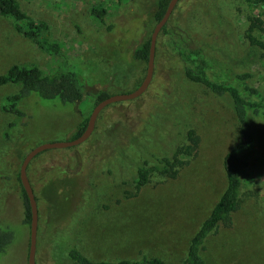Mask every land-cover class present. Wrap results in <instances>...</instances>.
I'll return each instance as SVG.
<instances>
[{
	"label": "rangeland",
	"instance_id": "obj_1",
	"mask_svg": "<svg viewBox=\"0 0 264 264\" xmlns=\"http://www.w3.org/2000/svg\"><path fill=\"white\" fill-rule=\"evenodd\" d=\"M17 1L47 22L62 54H46L0 16V74L12 64L50 73L67 63L88 95L75 104L25 97L20 117L1 108L18 86L0 85V226L13 233L0 264H27L29 233L17 181L23 157L42 143L69 141L99 94L135 89L146 62L133 51L155 25V0ZM93 6L105 10L104 23L90 13ZM252 15L264 21L241 0H178L156 36L146 90L104 106L84 142L46 149L29 161L26 174L37 205L35 264H73L66 254L71 246L92 261L146 255L183 264L190 238L225 187L222 161L237 140V124L227 97L183 76L182 53L199 51L209 80L232 84L247 96L245 82L264 95V50L245 38ZM240 73L248 76L239 80ZM248 119L255 143L242 154L238 206L230 224L219 223L202 243L204 264H264V139L259 122ZM186 124L199 137L196 149L177 156L183 164L161 171L156 160L186 144ZM143 162L156 168L137 187L136 168Z\"/></svg>",
	"mask_w": 264,
	"mask_h": 264
},
{
	"label": "trees",
	"instance_id": "obj_2",
	"mask_svg": "<svg viewBox=\"0 0 264 264\" xmlns=\"http://www.w3.org/2000/svg\"><path fill=\"white\" fill-rule=\"evenodd\" d=\"M168 1L169 0H155L152 13V19L155 23L162 17ZM241 1L253 6L259 11L260 15H264V0ZM90 13L96 17L99 22L104 23L105 10L102 7L93 6L90 9ZM0 16L9 19L17 32L24 38L33 42L46 54L61 56V45L58 41L51 38L50 28L47 22L25 12L20 7L17 0H0ZM246 21L247 28L245 38L247 42L250 46L264 50V21L258 15L247 16ZM106 29L108 31L112 30V25H107ZM256 32L260 34V37L254 35ZM148 45L149 38L134 49L133 57L139 61L146 62ZM195 54L196 55L182 53L186 63V65H183L182 74L191 83L204 86L214 95L218 97H227L230 109L233 112L237 124V140L223 156L222 167L225 176V187L211 207L208 215L203 219L190 238L183 264H204L199 250L205 238L219 223L226 226L230 224V213L238 206L241 186L239 169L243 160L242 154L250 150L255 143V135L249 126V117H253L259 122L260 136L264 139V95H262L256 87L247 85L245 82L242 83V87L247 96L243 95L241 90L232 84L209 80L206 77L205 66L203 58H200V52L197 51ZM196 56H198L199 59H197ZM63 64L65 65L56 68L50 73H43L40 69L31 64H12L9 66L3 74H0V85L13 83L18 86V89L15 93L4 98L1 106L2 110L20 117L24 116V113L18 108V105L23 98L32 95L41 99L57 98L64 104H75L84 101L88 93L82 91L77 81L76 72L69 68L67 63ZM247 76V73L235 75L239 80H244ZM108 96L109 95L104 93L99 94L94 100L93 106ZM88 116L76 125L75 134L71 139L77 137L83 131ZM183 127H185L184 138L186 144H177L170 157H162L158 159L159 161L156 160V162L161 165V171L166 172L175 167V165L183 164L182 161H179L177 156L181 154L190 156L196 149L199 141L198 135L188 124L183 125ZM154 168L156 167L148 166L146 162H143L136 168L134 182L137 187L147 182L149 173ZM171 174L173 175L174 172ZM17 181L19 184V197L22 206V222L27 226L29 233L30 207L18 175ZM12 239V231L6 226H0V253L6 250V247L11 243ZM66 254L73 264H164L160 258L146 255H142L137 259L92 261L72 246L67 249Z\"/></svg>",
	"mask_w": 264,
	"mask_h": 264
},
{
	"label": "water",
	"instance_id": "obj_3",
	"mask_svg": "<svg viewBox=\"0 0 264 264\" xmlns=\"http://www.w3.org/2000/svg\"><path fill=\"white\" fill-rule=\"evenodd\" d=\"M178 0H169L166 6V9L162 15V17L155 23L150 36H149V45H148V55L146 60V70L145 75L139 85L133 89L129 93H121L109 95L103 100L99 101L96 105L93 106L91 112L89 113L87 123L83 131L75 138L70 139L69 141L64 142H50V143H42L30 149L22 159V162L19 167V181L20 184L26 193L29 207H30V222H29V235H28V248H27V264H35V250H36V233H37V205L34 197V193L32 191L31 185L27 178L26 168L29 161L39 152L44 151L46 149L52 148H65L76 146L82 142H84L91 134L96 116L98 112L107 104L120 101L133 99L141 95L152 80L153 75V61H154V53H155V41L158 32L161 30L163 25L166 23L169 15L171 14L174 6L176 5Z\"/></svg>",
	"mask_w": 264,
	"mask_h": 264
}]
</instances>
